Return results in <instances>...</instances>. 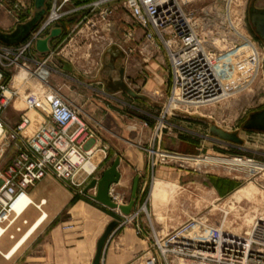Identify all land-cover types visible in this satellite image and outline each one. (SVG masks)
Here are the masks:
<instances>
[{
    "label": "crops",
    "instance_id": "obj_1",
    "mask_svg": "<svg viewBox=\"0 0 264 264\" xmlns=\"http://www.w3.org/2000/svg\"><path fill=\"white\" fill-rule=\"evenodd\" d=\"M93 1L74 0L64 4L61 11L69 14H66L54 26V28H61L62 34L50 42L51 52L43 55L32 50L30 57L37 61L47 59L50 63L47 62L50 65L48 68L53 74L65 77L76 87L87 91L84 97L86 101L83 99L82 103L62 95L82 110L84 118L96 132L95 138L85 147L87 151L94 152L90 163L96 171L90 178V182L93 179H100L113 165L115 159L120 157L121 163L118 169L120 181L111 187L110 195L119 204H128L134 180L140 177L138 201L131 215L125 217L119 211L108 209L85 195L76 194L70 186L55 177L47 176L34 187L27 189L32 204L23 211L0 239V264H11L16 260L19 264H93L97 243L107 226L113 221H118L119 226L105 245L101 264H163L158 253L152 249V232L146 218H149L153 229L162 235L182 225V171L161 167L153 174L150 173L147 166L149 156L143 145L145 143L149 145V148L155 146L164 148L167 140L181 145L182 133L165 135L159 144H155L153 140V128L142 131L146 132L148 140H145L146 135L142 132L132 139L131 135L126 134L129 138L127 139L126 135L121 133V137L115 140L109 137V133L114 129L106 123L107 118L113 116L109 107L111 100L120 102L123 95L132 101L143 100L133 98L122 90L115 92L108 90L111 84L119 80L121 69H124L123 81L137 94L141 95L146 89L148 90L150 82L153 100H160L161 94L167 89L165 70L159 62L158 65H148L145 72L151 80L143 88L137 76L142 70V64L135 60L137 45L134 40L126 36L130 29L123 22L120 4L111 2L109 9L112 10V14L109 21L101 23L97 18L99 10L91 13V9L87 8ZM61 3L62 0H58V4ZM19 4L24 5L25 11L32 15L34 0H9L7 4L0 0L1 31L6 33L13 31V20L8 15V9H13ZM53 5L54 1L52 3L51 0V3H48L47 0V15L53 9ZM87 21L97 22V27L90 29ZM80 24L85 25L81 31L87 32L85 35L87 37L78 39L79 42L77 41L76 45L79 50L73 51V58H70L71 53L64 55L65 50H59ZM135 36L139 39L142 33L136 31ZM82 57L83 59L85 57V60L79 63ZM61 61L68 63L72 67V72L64 71ZM150 70L155 73L152 74ZM144 96L147 100L148 96ZM36 116L38 120L31 122L26 136L30 135L40 122L38 111ZM6 117L7 111L3 118L6 129L10 131ZM166 138L169 139L166 140ZM210 140L218 142L213 138ZM101 149L106 150V155L100 151ZM95 193L96 189L88 192L90 195ZM172 195L177 200L176 205L167 204ZM156 197L164 200L157 206L154 204ZM40 204H42L41 210L35 207ZM144 214L147 215L146 218ZM44 215L43 221L31 232ZM170 224L174 225L170 226ZM14 225L20 227L18 228L20 231L12 230ZM12 232L15 234L14 239L10 238L12 234L8 235ZM26 234L29 236L18 252L11 259H5L4 255Z\"/></svg>",
    "mask_w": 264,
    "mask_h": 264
},
{
    "label": "built area",
    "instance_id": "obj_2",
    "mask_svg": "<svg viewBox=\"0 0 264 264\" xmlns=\"http://www.w3.org/2000/svg\"><path fill=\"white\" fill-rule=\"evenodd\" d=\"M3 1L6 4L9 2ZM70 1L74 0H62L61 4L54 0L50 14L22 43L15 46L0 43V146H10L3 143V138L14 141V155L6 165L0 166V227H4L3 234L19 217L14 207L28 195V188L47 176H53L70 186L76 194L84 195V188L96 171L95 168L91 172L85 169L94 155L85 147L95 138L96 132L84 118L82 110L59 90L50 89L42 97V105H46L47 110L38 112L40 122L30 135L25 134L31 125L28 116L21 117V123L10 131L6 129L3 118L12 103L8 90L14 77L9 80L10 70L13 67L24 68L28 75L38 78L39 71L47 68V59L37 61L30 57V53L35 50L36 42L48 36L55 24L69 14L61 10ZM111 2L120 4L123 22L130 29L126 36L136 42L140 53L155 58L160 47L163 49L171 75L165 114L168 115L170 110H181V107L201 108L222 99L223 86L217 66L178 0H94L87 8L91 9V13L99 10L98 22L108 23L112 14L109 9ZM25 9L21 4L8 9L13 30L32 17ZM87 23L90 29L97 27V22ZM136 31L142 33L141 38L137 39ZM162 132L160 124L154 141L161 140ZM100 151L106 155L105 149ZM147 152L152 174L159 165L169 166L173 161L185 160L182 155L162 151L158 147ZM0 153L1 162L5 151L0 150ZM238 160L242 161L241 158ZM248 162L254 168L260 166L253 160ZM41 205L35 207L41 210ZM226 218L227 213L225 220L215 227L207 217L197 216L164 235L151 226L152 249L158 253L163 264H264V215L256 216L250 230L240 236L227 233L224 225ZM10 238L14 239V235Z\"/></svg>",
    "mask_w": 264,
    "mask_h": 264
},
{
    "label": "rangeland",
    "instance_id": "obj_3",
    "mask_svg": "<svg viewBox=\"0 0 264 264\" xmlns=\"http://www.w3.org/2000/svg\"><path fill=\"white\" fill-rule=\"evenodd\" d=\"M178 1L190 19L193 30L217 66L223 88L226 92H230L231 96L219 103L207 105L204 109H182L181 107V110L168 111L167 115L165 114L167 112L165 107L171 75L163 49L160 47L155 58H148L137 49L135 60L142 64V70L137 76L143 85L142 87L147 86L151 80V77L145 72L146 67L150 64L156 65L159 60L162 62L160 65L167 76V83L165 82L167 89L161 94L160 100H153L151 98L153 92L150 90L151 83L149 82V89L141 93V95L148 96L146 101H132L124 95L120 98V102L111 100L109 107L113 116L108 117L106 123L114 131L109 133V137L116 140L121 137L122 133L131 135L130 138L132 139L144 129L149 131L150 128H153L154 140L155 132L160 124L163 126L162 138L155 140V144L162 142L165 135L182 133L181 145L174 144L173 141L166 138L164 148L154 147L182 155V158H185L181 162L175 163L176 161H173L169 166L159 165L155 169L156 171L158 168L168 167L182 171V224L191 218L203 216L207 217L213 226H219L225 220V212H227L228 207L225 208L223 203L227 200L234 202L233 208L236 207V211H238V214H235L237 219L240 218L241 214L264 215V168H262L264 167V133L250 132L243 128L251 115L264 110V44L258 40L249 19L253 0ZM48 3H51V0H48ZM257 6L263 8L264 0H259ZM84 27V24H80L59 51L65 50L64 55L71 53L70 58H73V51L79 50L76 42L78 39H86L87 37L85 36L87 32L81 31ZM247 40H250L255 46L257 56ZM44 60L46 59L42 61ZM83 60L85 57L84 59L82 57V60L80 59L78 62ZM21 63L22 61L19 60V64ZM49 64H47V68L39 71L40 76L38 78L31 74L27 75L20 83L14 82V78L10 83L8 94L12 96V103L7 110L5 119L11 130L17 128L23 116H28L32 123L33 121L37 122V111L47 110L46 105H42V97L50 89L59 90L61 94L77 103H82L83 99L86 101L84 97H86L87 91L81 87H76L69 79L53 74L48 68ZM20 71L18 67L16 69L13 67L9 72V80L11 76L15 77ZM34 71L35 69L32 67V72ZM150 71L152 74L155 73ZM195 112H198L197 115L194 114ZM198 115L200 117L198 119L191 118ZM162 118L165 122L160 123ZM210 121L226 131L238 133L243 145L233 146V148L220 141L212 142L210 140L212 137L209 134V128L212 124ZM26 131L28 132V130ZM142 134L146 135L145 140H148L146 132H142ZM128 135H126L127 139H129ZM5 142L10 146L7 148L0 146V150L5 151L0 166L6 165L14 155V141L6 137V139L3 138V143ZM143 145L145 152L152 149L149 148L148 144L144 143ZM1 155L2 153H0ZM207 158L226 160L241 158L244 162L253 160L260 166L257 170L248 166L212 165L204 162ZM197 159L200 161H196ZM148 171L151 173L149 167ZM249 184L254 185L258 190L251 201L233 198L238 191ZM209 190H213L216 195H211ZM176 203L177 200L174 199L173 195L167 202L171 205H176ZM144 217L146 218L147 215L144 214ZM146 219L151 227L149 218ZM172 225L174 224H170V226ZM13 227L12 230L14 231L20 228L15 225ZM11 234L15 235L14 232L8 235ZM11 264H19V261H12Z\"/></svg>",
    "mask_w": 264,
    "mask_h": 264
},
{
    "label": "water",
    "instance_id": "obj_4",
    "mask_svg": "<svg viewBox=\"0 0 264 264\" xmlns=\"http://www.w3.org/2000/svg\"><path fill=\"white\" fill-rule=\"evenodd\" d=\"M258 0H253L252 8L250 9L249 19L251 25L254 29L257 37L264 43V9L256 8L255 4ZM47 0H34V9L32 17L29 21L18 25L12 32L6 33L0 30V43L6 46H15L22 43L29 34L39 25L40 22L44 20L47 15ZM62 34L61 28H53L50 34L43 39H39L35 44V50L40 54H48L51 52L50 42L53 39L60 37ZM64 66V71L72 72V67L61 61ZM124 69L119 72V80L115 81L108 87L109 91L115 92L122 90L133 98L146 100L144 95L137 94L131 88H129L123 81ZM192 119H198L199 116H192ZM211 126L209 128V134L212 138L232 146H241L243 141L240 139L238 133L229 132L214 124L210 121ZM246 131H256L264 132V110L259 113H255L250 116L243 126ZM121 163V158L117 157L113 162V165L108 168L100 179H93L89 185L84 189L83 194L90 198L92 201L103 205L104 207L116 210L121 213V215L127 217L131 215L137 201H138V190L140 177H136L133 183L132 193L130 202L126 205L119 204L114 200L112 195H110V190L113 185H116L120 181L119 167ZM96 189L95 195H90L88 192L90 190ZM119 226L118 221L111 222L101 238L97 243L96 254L94 257L93 264H101L102 256L104 252L105 245L112 235V233Z\"/></svg>",
    "mask_w": 264,
    "mask_h": 264
},
{
    "label": "bare ground",
    "instance_id": "obj_5",
    "mask_svg": "<svg viewBox=\"0 0 264 264\" xmlns=\"http://www.w3.org/2000/svg\"><path fill=\"white\" fill-rule=\"evenodd\" d=\"M2 24V23H1ZM248 43L250 44V46L253 48L256 56H257V50L255 48V46L253 45V43L250 41V40H247ZM28 75V71L25 70L24 68L21 69V71L14 77V82H19L20 81H23L26 76ZM19 80V81H18ZM18 84V83H17ZM222 91H223V97L219 102L223 101L225 98L231 96V93L230 92H226V90L222 87ZM207 106H203L201 108H206ZM195 110L196 109H199V108H194ZM198 112H195L194 114L197 115ZM200 116L202 114H199ZM198 115V116H199ZM204 115V114H203ZM165 122L164 121V118L161 119L160 123H163ZM162 125V124H161ZM2 136V130L0 128V137ZM190 160V159H189ZM183 161V160H182ZM188 161V160H187ZM195 161V160H194ZM196 161H200V160H196ZM191 162V161H190ZM202 162V160H201ZM205 163H208V164H216V165H219V164H222V165H239L241 167H244V166H248V167H252L251 166V163H249L248 161H239L238 159H233V160H226V159H222V158H207L206 160H204ZM203 162V163H204ZM193 163V162H192ZM256 166V165H255ZM201 167V166H200ZM262 167V166H261ZM95 167L89 163L85 166V169L88 171V172H91ZM256 168L259 169V166H257ZM264 168V167H262ZM257 169V170H258ZM216 173V171H214ZM258 183V182H257ZM160 187V186H159ZM211 192V195H216L215 192L213 190H209ZM257 188L254 187V185H248L247 187L245 188H242L240 191H238L235 196L233 198H236V199H242V200H252L253 196L257 193ZM154 192V191H153ZM154 197V196H153ZM206 199V198H205ZM166 200V199H165ZM164 200L160 199V198H157L155 199L154 201V204L155 206L159 205L160 203H162ZM205 201V200H203ZM207 201V200H206ZM32 200L30 199V197L27 195L26 197L22 198L21 201L14 207L15 209V212L16 214H18L19 216L23 213L24 211V208L29 204L31 203ZM223 206L226 208L228 207L227 209V218H226V221H225V228H226V231L227 233L231 234V235H235V236H240L241 235V232L242 231H245V232H248L251 228V225H252V222L254 220V218L258 215H255V216H251L249 214H246V215H243L241 214V216H239L240 218L237 219L236 218V215L238 214L236 211V207L233 208L234 206V202L232 203L231 200H227L223 203ZM235 212V213H234ZM236 214V215H235ZM45 218V215L43 216V218L35 225V227L31 230V232H33L37 226L43 221V219ZM4 232V227H0V239L2 238V236L5 234H3ZM30 232V233H31ZM28 234L24 235L22 238H20L16 244L13 245V247L11 248V250H9V252H7L5 255H4V258L5 259H11L17 252L18 250L20 249V247L24 244V242L27 240L28 238Z\"/></svg>",
    "mask_w": 264,
    "mask_h": 264
},
{
    "label": "flooded vegetation",
    "instance_id": "obj_6",
    "mask_svg": "<svg viewBox=\"0 0 264 264\" xmlns=\"http://www.w3.org/2000/svg\"><path fill=\"white\" fill-rule=\"evenodd\" d=\"M258 1H259V0H258ZM258 1H257V2H258ZM257 2H256V4H255L256 8L264 9V7H263V8L258 7V6H257ZM251 8H252V5H251L250 9H251ZM249 14H250V11H249ZM256 36H257V35H256ZM258 40L261 41L259 38H258ZM261 42H262V41H261ZM262 43H263V42H262ZM263 44H264V43H263ZM260 112H261V111H260ZM258 113H259V112H258ZM249 118H250V117H249ZM248 120H249V119H248ZM251 132H256V131H251ZM260 133H264V132H260Z\"/></svg>",
    "mask_w": 264,
    "mask_h": 264
}]
</instances>
